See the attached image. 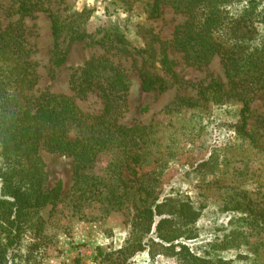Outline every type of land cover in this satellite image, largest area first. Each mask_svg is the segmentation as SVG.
<instances>
[{
  "label": "rangeland",
  "instance_id": "374dc122",
  "mask_svg": "<svg viewBox=\"0 0 264 264\" xmlns=\"http://www.w3.org/2000/svg\"><path fill=\"white\" fill-rule=\"evenodd\" d=\"M63 26L62 34L51 36L48 13L19 18L15 0H0V26L19 21L35 65L34 96L43 92L74 99L86 114L98 115L102 101L97 93L77 97L70 87L71 75L94 57H105L119 65L128 76L127 109L119 123L145 129L149 139V167H162L160 199L180 197L199 209L201 216L190 240L180 242L196 253L204 251L210 262L233 261L234 264H264V248L237 258L234 248L216 251L207 245L230 231V222L247 213L248 208H264V90L252 95L246 131L240 136L241 103L228 81L219 57L206 67L192 64L171 47L176 27L186 16L171 5L161 7L159 19L150 20L151 0H40ZM264 9L261 0L259 10ZM78 27L83 39L71 42L69 30ZM118 38L124 41L118 42ZM165 42L177 78L163 70L158 61ZM57 43L55 51L53 44ZM146 49L154 58L152 66L142 62L137 51ZM57 54L64 56L54 64ZM145 70L156 81L166 84L164 91L143 92L139 73ZM212 80L222 84V93L197 95L200 87ZM251 97V95H249ZM183 100L197 101L194 107L181 106ZM184 102V101H183ZM49 188L61 185L62 193L54 208L38 215L35 230L27 231L19 246L0 264H107L96 260V249L117 252L124 245L131 216L122 209H107L105 204L82 198L75 184L72 158L42 149L40 152ZM110 158L101 155L86 175L111 174ZM117 172V171H116ZM125 176V175H124ZM89 196V197H88ZM235 207H239L235 210ZM178 249V248H177ZM126 264H178L174 255L149 258L136 253Z\"/></svg>",
  "mask_w": 264,
  "mask_h": 264
},
{
  "label": "trees",
  "instance_id": "16d2710c",
  "mask_svg": "<svg viewBox=\"0 0 264 264\" xmlns=\"http://www.w3.org/2000/svg\"><path fill=\"white\" fill-rule=\"evenodd\" d=\"M19 18L48 13L51 36L56 40L63 32L62 24L44 8L40 0H15ZM171 5L186 16L176 27L171 47L192 64L206 67L219 57L228 81L241 103L240 136L246 131L252 95L264 90V9L261 0H151L150 20L160 18L161 7ZM23 25L17 20L0 26V263L19 246L29 230H35L39 213L54 208L62 189L58 183L49 188L48 177L40 156L42 149L72 158L75 184L80 197L105 204L107 209L125 210L131 216L124 245L117 252L96 249V260L107 264H126L136 253L146 252L149 258L160 254L174 255L178 264H207L204 251L193 252L181 240H190L200 210L180 197L160 199L162 167H149V139L145 129L119 123L127 109L129 79L119 65L105 57H94L74 70L70 87L77 97L97 93L102 101L98 115L83 113L74 99L43 92L34 96L35 65L24 37ZM71 42L83 39L78 27L69 30ZM119 44L123 43L118 38ZM159 66L177 78L174 64L166 53L165 42ZM57 47L54 42L53 49ZM142 62H156L146 50H138ZM57 54L54 64L63 63ZM141 90L164 91L167 86L142 70ZM222 93V84L212 80L200 87L197 95ZM251 95V97L249 96ZM184 101V102H183ZM181 106L194 107L197 101L183 100ZM101 155L109 156L111 174L86 175ZM117 171V172H116ZM125 175V176H124ZM88 196V197H89ZM238 210L239 207H235ZM247 213L230 222V231L208 244L216 251L234 248L237 258L257 253L264 248V208H248ZM178 248V249H177ZM213 264V262H210ZM216 264H234L217 260Z\"/></svg>",
  "mask_w": 264,
  "mask_h": 264
}]
</instances>
